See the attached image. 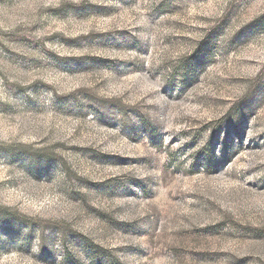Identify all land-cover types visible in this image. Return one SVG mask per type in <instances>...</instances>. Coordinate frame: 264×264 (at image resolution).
<instances>
[{
    "label": "rangeland",
    "instance_id": "1",
    "mask_svg": "<svg viewBox=\"0 0 264 264\" xmlns=\"http://www.w3.org/2000/svg\"><path fill=\"white\" fill-rule=\"evenodd\" d=\"M0 105V264H264V0H0Z\"/></svg>",
    "mask_w": 264,
    "mask_h": 264
},
{
    "label": "snow or ice",
    "instance_id": "2",
    "mask_svg": "<svg viewBox=\"0 0 264 264\" xmlns=\"http://www.w3.org/2000/svg\"><path fill=\"white\" fill-rule=\"evenodd\" d=\"M123 2V0H122ZM119 75V74H118ZM10 109L5 108L3 105H0V111H9ZM0 248H2V244H0Z\"/></svg>",
    "mask_w": 264,
    "mask_h": 264
}]
</instances>
